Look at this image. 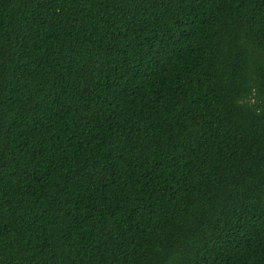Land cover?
Here are the masks:
<instances>
[{
    "label": "trees",
    "instance_id": "obj_1",
    "mask_svg": "<svg viewBox=\"0 0 264 264\" xmlns=\"http://www.w3.org/2000/svg\"><path fill=\"white\" fill-rule=\"evenodd\" d=\"M0 264H264V0H0Z\"/></svg>",
    "mask_w": 264,
    "mask_h": 264
}]
</instances>
